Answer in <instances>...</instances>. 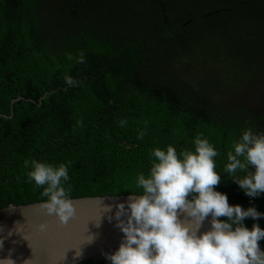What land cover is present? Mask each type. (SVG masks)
<instances>
[{"label":"trees","instance_id":"1","mask_svg":"<svg viewBox=\"0 0 264 264\" xmlns=\"http://www.w3.org/2000/svg\"><path fill=\"white\" fill-rule=\"evenodd\" d=\"M246 128L264 132V0H0V208L47 199L25 161L70 162V198L139 194L153 149L202 133L216 190L264 212L224 172Z\"/></svg>","mask_w":264,"mask_h":264},{"label":"clouds","instance_id":"2","mask_svg":"<svg viewBox=\"0 0 264 264\" xmlns=\"http://www.w3.org/2000/svg\"><path fill=\"white\" fill-rule=\"evenodd\" d=\"M77 62H85L82 51ZM65 83L75 86L77 81L68 75ZM119 123L124 126L126 121ZM144 135L139 131L138 139ZM151 155L154 159L148 174L141 172L137 177L140 193L130 192L126 201L116 203L114 212L111 205L104 207L105 213L112 212L107 219L115 220L123 233L115 251L102 253L108 264H264V249L258 243L264 240V228L256 222L251 228L244 223L247 218L257 221L264 212L254 205L230 204L227 194L216 190L214 186L223 182L215 170L214 158L219 152L202 133L194 138V151L178 155L176 148L168 145L166 150L153 149ZM227 161L224 172L239 190L248 197L264 193V132L244 129L232 143ZM25 166H30L29 182L43 186L41 195L47 199L40 207L59 224H66L76 215L65 187L70 162L53 165L33 159L25 161ZM205 220L210 226L201 231ZM36 227L44 232L47 224ZM93 239L90 236L88 242ZM80 255L76 250L75 256ZM0 264L16 261L10 252L0 258Z\"/></svg>","mask_w":264,"mask_h":264},{"label":"water","instance_id":"3","mask_svg":"<svg viewBox=\"0 0 264 264\" xmlns=\"http://www.w3.org/2000/svg\"><path fill=\"white\" fill-rule=\"evenodd\" d=\"M130 194L81 196L71 198L76 215L66 224H59L54 216H49L40 207L43 201L0 208V258L11 252L16 264H83L91 260L105 259L103 252L111 253L119 246L123 233L115 226V220L107 219L115 211L117 202H124ZM111 205L112 212L105 213L104 207ZM100 216L99 224L89 221ZM181 218L182 215H181ZM218 219H221L219 217ZM47 224L41 232L36 225ZM87 224V225H86ZM93 236L89 243L79 246L80 257L75 256L79 244V234ZM205 220L201 231L209 227ZM65 257V259H64Z\"/></svg>","mask_w":264,"mask_h":264},{"label":"snow or ice","instance_id":"4","mask_svg":"<svg viewBox=\"0 0 264 264\" xmlns=\"http://www.w3.org/2000/svg\"><path fill=\"white\" fill-rule=\"evenodd\" d=\"M99 219H100V216H98V217H96V218H94V219H90L89 221H93V222H95V223L98 224V223H99ZM86 225H87V224H86ZM86 225H85V227H84V230L81 231L80 234H79V244H78L76 247H74V248H76L77 250H79V246H80L81 244H83L84 242H86V241H88V240L90 239V236H85V232L87 231Z\"/></svg>","mask_w":264,"mask_h":264},{"label":"rangeland","instance_id":"5","mask_svg":"<svg viewBox=\"0 0 264 264\" xmlns=\"http://www.w3.org/2000/svg\"><path fill=\"white\" fill-rule=\"evenodd\" d=\"M236 90H233L232 92H235Z\"/></svg>","mask_w":264,"mask_h":264}]
</instances>
